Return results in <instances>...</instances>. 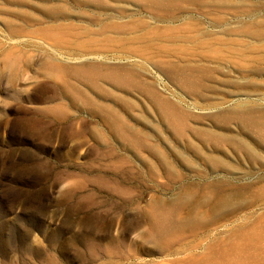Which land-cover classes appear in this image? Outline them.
<instances>
[{"label":"rangeland","instance_id":"374dc122","mask_svg":"<svg viewBox=\"0 0 264 264\" xmlns=\"http://www.w3.org/2000/svg\"><path fill=\"white\" fill-rule=\"evenodd\" d=\"M0 264H264V0H0Z\"/></svg>","mask_w":264,"mask_h":264},{"label":"bare ground","instance_id":"6f19581e","mask_svg":"<svg viewBox=\"0 0 264 264\" xmlns=\"http://www.w3.org/2000/svg\"><path fill=\"white\" fill-rule=\"evenodd\" d=\"M155 222L158 234H164L169 231L171 224H169L162 215H157L155 217Z\"/></svg>","mask_w":264,"mask_h":264}]
</instances>
